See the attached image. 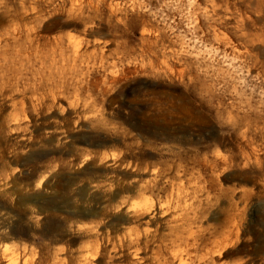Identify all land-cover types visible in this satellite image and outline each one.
Wrapping results in <instances>:
<instances>
[{"label":"rangeland","instance_id":"1","mask_svg":"<svg viewBox=\"0 0 264 264\" xmlns=\"http://www.w3.org/2000/svg\"><path fill=\"white\" fill-rule=\"evenodd\" d=\"M13 15L83 44L12 92L22 121L0 95V264H132L117 190L157 177L164 200L181 174L203 180L194 250L228 235L215 264H264V0H0Z\"/></svg>","mask_w":264,"mask_h":264},{"label":"bare ground","instance_id":"2","mask_svg":"<svg viewBox=\"0 0 264 264\" xmlns=\"http://www.w3.org/2000/svg\"><path fill=\"white\" fill-rule=\"evenodd\" d=\"M39 18L40 16L36 17L35 23L25 22L18 15L4 21L0 19V95L11 93L8 95V102L5 103L4 99L3 109L7 106L6 110L14 123L22 121L27 114L25 102L16 100L15 94H12L19 91V84L35 86L40 77L42 82L47 74H55V64L66 61L67 51L71 50L76 57L82 52V39L71 34L64 36L57 34L60 32L54 33L46 29V25L43 27ZM87 27L84 28L85 33L90 32ZM101 44L102 42L95 43ZM3 109L0 107V115ZM3 140L4 138L1 139L2 142ZM35 153L42 154L38 151ZM156 179L157 177H152L142 182L135 178L117 190L116 198L129 196L122 202L124 216L114 223L115 231L109 239L112 241L113 238L115 255L121 259L126 256L127 250L134 260L132 264H144L142 253L151 252L149 264H215V257H221L223 250L231 244L228 235L221 241L207 242L206 249L202 252L195 251V244L192 242L196 231L190 220V213L198 200L199 189L203 187L200 185L202 178L195 174H181L167 180L169 186L164 189V200L152 198L151 184L153 186ZM110 180L105 177L106 187L112 185ZM206 180L209 179L205 178L204 181ZM100 188L99 184L92 186L94 190ZM91 228L93 230L95 227ZM94 254L88 248L84 258L89 260ZM4 260L14 263L19 261V256L14 249L6 247Z\"/></svg>","mask_w":264,"mask_h":264}]
</instances>
